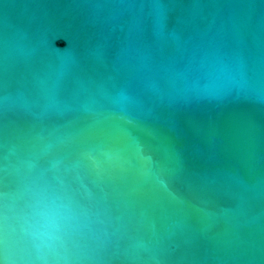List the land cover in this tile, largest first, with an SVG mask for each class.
I'll list each match as a JSON object with an SVG mask.
<instances>
[{
  "label": "water",
  "instance_id": "1",
  "mask_svg": "<svg viewBox=\"0 0 264 264\" xmlns=\"http://www.w3.org/2000/svg\"><path fill=\"white\" fill-rule=\"evenodd\" d=\"M0 264H264V0H0Z\"/></svg>",
  "mask_w": 264,
  "mask_h": 264
}]
</instances>
